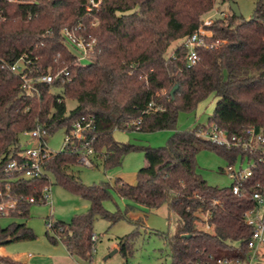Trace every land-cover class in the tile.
I'll return each instance as SVG.
<instances>
[{
    "label": "trees",
    "instance_id": "1",
    "mask_svg": "<svg viewBox=\"0 0 264 264\" xmlns=\"http://www.w3.org/2000/svg\"><path fill=\"white\" fill-rule=\"evenodd\" d=\"M23 1L0 0V202L8 198L7 194L19 199L17 209L8 215L27 218L33 203L25 197H38L49 182L47 177L8 181L6 162L8 155L20 149L19 134L40 124L50 135L60 128L70 129L83 115L94 116L95 127L87 140L103 158L105 168L121 164L132 151L141 149L145 155L146 165L139 169L136 183L118 178L114 185L117 194L131 199L135 208L166 206L178 215L177 231L165 237L171 264H191L198 258L219 264L217 260L223 257L246 263L254 228L245 222L244 213L255 202L249 195H235L232 184H209L197 172L196 155L201 148H210L225 157L229 165L235 163L239 151L199 135L212 123L231 134L249 126L264 130V0L256 1L250 19L233 12L216 16L209 26L213 37L208 41L220 39L222 43L199 48L200 59L191 67L186 63L183 43L170 56L166 55L168 48L198 29L216 4L230 0H93L97 6L92 0ZM79 25V33L97 39L88 63L78 61L75 49L61 33L65 27L74 30ZM23 56L32 61L30 76L62 69L69 74L52 84L37 83L38 92L30 95L22 87L20 74L11 70ZM176 84L178 88L171 95ZM54 88L62 92L54 93ZM212 94L217 100L208 125L175 131L165 146L139 147L114 138L115 130L176 129L180 112L196 110ZM67 99L78 102L69 114ZM138 118L139 129L125 127ZM76 164H80L77 153L69 148L45 161L56 183L90 202L88 212L75 215L69 223H53V229L71 256L91 264L95 217L111 223L130 220V209L109 212L104 201L112 196L111 185L84 184L79 176L68 172ZM204 210L211 211V232L199 228ZM138 228L118 243L127 260L132 253L130 242L140 234ZM35 237L25 221L0 225V246L6 239L12 242ZM50 239L54 243L59 240L56 235ZM0 264L27 263L0 254Z\"/></svg>",
    "mask_w": 264,
    "mask_h": 264
},
{
    "label": "rangeland",
    "instance_id": "2",
    "mask_svg": "<svg viewBox=\"0 0 264 264\" xmlns=\"http://www.w3.org/2000/svg\"><path fill=\"white\" fill-rule=\"evenodd\" d=\"M91 2V0H89ZM257 0H236L243 18L250 19L253 15ZM223 13L230 15L232 10L230 3L216 4L215 7L203 17L221 16ZM183 39L171 43L167 56L175 51V48L182 43ZM74 51V49L71 47ZM84 60L83 63H88ZM54 93H61V88H54ZM216 97L212 94L199 104L196 110L191 112L182 111L179 113L176 129H165L153 132L147 131H123L115 130V140L123 143H132L136 146H165L175 131L193 129L197 125H208L209 119L214 112ZM77 100L67 99V114L77 106ZM66 129L60 128L53 134L47 135L46 140L50 150L61 151L64 146ZM19 141L30 146L36 145L29 136L20 133ZM197 172L213 186L228 187L232 183L229 175L228 160L217 151L210 148H201L196 155ZM146 165L143 150L139 149L128 153L121 164L105 168L103 158L96 157L93 167L83 164H76L68 168V172L80 177L86 185L109 183L111 197L104 201V207L111 213H125L128 209L130 220L123 218L115 223L96 216L92 229L98 236L95 244L96 251L93 253L91 264H171L172 256L166 235L174 234L179 226V217L174 212H169L166 206L159 209L145 210L135 208V203L121 197L114 189L118 178L135 184L137 173L140 168ZM240 163L235 165L238 169ZM246 168L247 165L243 164ZM53 188V204H32L29 208L27 218H19L5 215L0 217V225L8 226L12 222H27L36 237L30 240L12 241L0 246V254L10 256L27 264H90L78 256H71L63 243L58 240L52 242L50 237L55 236V231L47 227V221L69 223L77 214L89 211V200L79 194L56 183L51 177ZM138 222V224H136ZM139 227V228H138ZM136 228L140 234L131 241L132 253L128 260L119 251L118 243L126 235L133 233ZM161 234V235H159ZM164 234V235H163ZM118 249L117 252H114ZM264 264V260L262 263Z\"/></svg>",
    "mask_w": 264,
    "mask_h": 264
},
{
    "label": "built area",
    "instance_id": "3",
    "mask_svg": "<svg viewBox=\"0 0 264 264\" xmlns=\"http://www.w3.org/2000/svg\"><path fill=\"white\" fill-rule=\"evenodd\" d=\"M11 2H24L23 0H9ZM93 4L97 6L98 4ZM32 15V14H31ZM227 16L226 13L221 15ZM215 17L209 16L203 19L198 29L183 38L182 43L187 49L186 63L188 67L194 66L199 61L198 49L201 47L214 48L222 43V40L216 39L209 42L208 38L213 37V31L209 28L213 24ZM71 30L68 27L62 29L61 33L64 41L70 44L76 51L77 59L80 62L89 60L96 45L97 39L92 36H85L79 33L77 29ZM82 29V28H81ZM31 60L28 56H23L11 66V70L19 73L22 80V87L25 91L34 95L38 92L37 83L52 84L62 76H68L69 72L62 69L55 73L51 70L39 73L35 76L28 74ZM141 118L133 119L125 124L126 128L136 127L139 129ZM95 127V117L83 115L78 118L66 130V136L63 149L69 148L77 153L78 161L85 166L93 167L95 158L99 157L92 143L87 140V134ZM25 136H29L36 143L34 146L20 143L18 152L8 155L6 162V174L8 181H16L20 179H37L47 177L49 182L42 188L38 197H25V201L33 204H53V188L51 175L48 172L45 161L55 153L50 150L46 137L48 134L46 128L37 124L32 130L24 131ZM199 135L214 144L223 146L229 150L239 151L238 157L234 164L228 165L229 175L232 179V191L235 195H249L255 202L254 206L244 213V220L247 224L253 226V233L248 242L247 262L244 263L238 258L223 257L219 258V264H260L264 260V130H258L255 126L245 128L241 133L231 134L225 128L216 123H212L199 131ZM62 149V150H63ZM240 163L238 169L235 165ZM243 164L247 167L244 168ZM10 185H7L9 191ZM3 192L0 191V196ZM0 202V214L8 215L10 211H14L18 207L19 199L10 197ZM20 199H23L20 198ZM216 203V201H215ZM199 228L208 232L213 230L211 222L212 215L210 210L202 211ZM53 221H47V227L53 229ZM54 230V229H53ZM55 235L61 241L57 235ZM98 240L96 234L92 235V252L96 251L95 244ZM209 258H212L210 255ZM191 264H208V260L197 259L191 261Z\"/></svg>",
    "mask_w": 264,
    "mask_h": 264
},
{
    "label": "water",
    "instance_id": "4",
    "mask_svg": "<svg viewBox=\"0 0 264 264\" xmlns=\"http://www.w3.org/2000/svg\"><path fill=\"white\" fill-rule=\"evenodd\" d=\"M229 3H230V8H231L232 12L235 13L237 16H240L241 15V11H240V8H239L238 4L236 2H234L233 0H230ZM177 88H178V85L176 84L171 89L170 94L174 95V93L177 90ZM9 241H10L9 239L3 240L2 244H7V243H9ZM117 251H118V249H115L114 252H117Z\"/></svg>",
    "mask_w": 264,
    "mask_h": 264
},
{
    "label": "crops",
    "instance_id": "5",
    "mask_svg": "<svg viewBox=\"0 0 264 264\" xmlns=\"http://www.w3.org/2000/svg\"><path fill=\"white\" fill-rule=\"evenodd\" d=\"M21 143V142H20ZM22 144V143H21ZM102 158V157H101ZM2 245H4V244H2ZM51 264H55V263H51Z\"/></svg>",
    "mask_w": 264,
    "mask_h": 264
}]
</instances>
